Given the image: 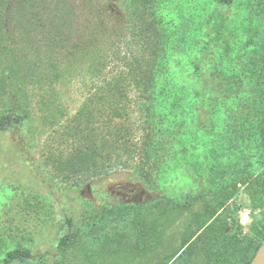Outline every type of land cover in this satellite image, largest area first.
I'll return each instance as SVG.
<instances>
[{
    "label": "rangeland",
    "instance_id": "374dc122",
    "mask_svg": "<svg viewBox=\"0 0 264 264\" xmlns=\"http://www.w3.org/2000/svg\"><path fill=\"white\" fill-rule=\"evenodd\" d=\"M133 1L11 0L14 21L8 47L0 50V116L25 100L32 119L0 131V264L17 248L45 257L13 264H249L262 246L264 209H255L242 187L225 185L222 193L235 195L222 209L215 202L222 198L202 192L203 180L192 173L171 179L169 189L151 190L106 160L114 144L100 140L106 121L100 96L136 50L128 43L131 23L147 0ZM217 2L154 0L156 16L172 30L170 71L181 85L192 84L188 76L199 70L218 91L223 76L216 67L233 72V81L239 71L264 68V0ZM132 10L137 14L130 16ZM149 18L151 11L143 17ZM48 63L55 69L42 68ZM24 66L35 70L26 97L16 93L19 82L12 78ZM129 109L125 123L137 128L138 107ZM95 138L103 151L97 164L111 162L110 177L76 171L75 153ZM220 181L208 180L212 188ZM69 219L76 239L60 256Z\"/></svg>",
    "mask_w": 264,
    "mask_h": 264
},
{
    "label": "trees",
    "instance_id": "16d2710c",
    "mask_svg": "<svg viewBox=\"0 0 264 264\" xmlns=\"http://www.w3.org/2000/svg\"><path fill=\"white\" fill-rule=\"evenodd\" d=\"M217 1L228 6L236 0ZM153 3L154 0H147L137 22L131 23L133 31L128 43L136 50L131 57H125L127 69L119 72L113 81L106 82L102 89L100 98L105 104L102 114L106 121L104 137L101 136L100 140L114 144L108 147L106 160L120 163L121 168L129 171L123 175L130 180L143 181L151 190L169 189L167 184L171 179L185 177V172H188L203 180L206 187L202 192L217 193L222 198L215 201L218 208L223 209L227 199L235 195L222 193L225 185L231 184L236 191L239 187L245 190L255 209H264V68L239 71L233 81V72L226 70L223 73L216 67L214 71L223 76V84L218 91L203 82L199 70L188 76L192 84H179L170 71L172 43L168 34L172 30L169 26L163 27ZM11 7V0H0L2 51L8 47V25L14 21ZM149 11L151 18L145 22L143 17ZM134 14L137 12L132 10L130 16ZM224 23L222 21L223 26ZM43 67L55 69L51 63ZM31 68L24 66L13 72L12 78L19 82L16 93L19 91L25 97L27 83L35 71ZM60 75L58 69V74L54 75L56 80ZM132 95L137 98L134 102L130 100ZM135 105L142 123L137 128L125 123L130 115L129 108ZM82 112L80 110L77 115H83ZM118 118L121 122L116 124ZM31 119L29 102L18 100L0 116V131L30 123ZM96 131L95 127L94 137H97ZM97 141L95 138L88 150H78L73 161L77 162L76 171L89 170L107 178L112 175L114 167L111 162L97 164L98 158L103 157L102 145ZM83 159L87 162L80 166L78 161ZM216 178L221 180L220 185L210 187L208 180L214 182ZM68 224L69 233L58 244L60 256L75 243L72 219ZM225 225L224 242L229 240L230 244L233 235L229 233L231 228ZM259 235L264 241V229ZM44 257L17 248L6 254L3 264L27 263ZM54 264L64 263L55 260Z\"/></svg>",
    "mask_w": 264,
    "mask_h": 264
},
{
    "label": "water",
    "instance_id": "95a60500",
    "mask_svg": "<svg viewBox=\"0 0 264 264\" xmlns=\"http://www.w3.org/2000/svg\"><path fill=\"white\" fill-rule=\"evenodd\" d=\"M250 264H264V242Z\"/></svg>",
    "mask_w": 264,
    "mask_h": 264
}]
</instances>
